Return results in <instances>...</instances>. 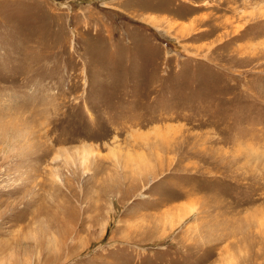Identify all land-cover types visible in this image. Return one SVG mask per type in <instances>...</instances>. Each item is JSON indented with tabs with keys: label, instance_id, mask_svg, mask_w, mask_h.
I'll return each mask as SVG.
<instances>
[{
	"label": "rangeland",
	"instance_id": "rangeland-1",
	"mask_svg": "<svg viewBox=\"0 0 264 264\" xmlns=\"http://www.w3.org/2000/svg\"><path fill=\"white\" fill-rule=\"evenodd\" d=\"M0 201V264H264V0H0Z\"/></svg>",
	"mask_w": 264,
	"mask_h": 264
},
{
	"label": "bare ground",
	"instance_id": "bare-ground-1",
	"mask_svg": "<svg viewBox=\"0 0 264 264\" xmlns=\"http://www.w3.org/2000/svg\"><path fill=\"white\" fill-rule=\"evenodd\" d=\"M5 194V193H4ZM6 194H9V193H6ZM35 202V201H34ZM7 203V201H0V207H3V206H5V204ZM34 205V204H33ZM32 208V207H31ZM8 208H6V210H7ZM2 210V209H1ZM3 214V213H2ZM1 214V216H3ZM7 214V213H6Z\"/></svg>",
	"mask_w": 264,
	"mask_h": 264
}]
</instances>
